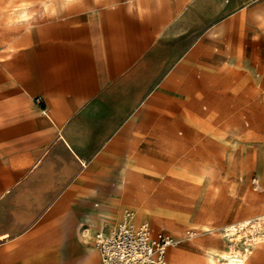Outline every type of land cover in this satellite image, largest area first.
Returning <instances> with one entry per match:
<instances>
[{
  "label": "crops",
  "instance_id": "0c3cea01",
  "mask_svg": "<svg viewBox=\"0 0 264 264\" xmlns=\"http://www.w3.org/2000/svg\"><path fill=\"white\" fill-rule=\"evenodd\" d=\"M41 1L0 45V264H99L129 144L170 138L208 54L257 51L264 0Z\"/></svg>",
  "mask_w": 264,
  "mask_h": 264
},
{
  "label": "rangeland",
  "instance_id": "374dc122",
  "mask_svg": "<svg viewBox=\"0 0 264 264\" xmlns=\"http://www.w3.org/2000/svg\"><path fill=\"white\" fill-rule=\"evenodd\" d=\"M40 2L0 0L1 47L7 50L14 35L9 30L26 24ZM56 2L44 1L43 11L57 12L62 5ZM207 56L193 69L201 82L177 86L186 102L178 105L170 138L129 144L128 170L121 182L110 181L113 211L102 223L110 234L131 211L135 224L145 219L177 236L194 231L167 248L166 264H216L228 248L243 255L242 264H264V43L254 53ZM253 175L260 190L250 182ZM257 217L235 235H224L228 225ZM95 253L98 262L96 246Z\"/></svg>",
  "mask_w": 264,
  "mask_h": 264
},
{
  "label": "built area",
  "instance_id": "2783aa9c",
  "mask_svg": "<svg viewBox=\"0 0 264 264\" xmlns=\"http://www.w3.org/2000/svg\"><path fill=\"white\" fill-rule=\"evenodd\" d=\"M34 101L41 105L42 98L36 96ZM250 182L255 190L262 188L257 176H251ZM252 221L255 219L248 220L245 224H251ZM239 227L242 229L244 226ZM255 233L259 234L261 231L257 230ZM194 234V231L186 230L183 235L177 236L163 229H154L148 221L135 224L127 211L109 235H95V246L99 264H166L167 248Z\"/></svg>",
  "mask_w": 264,
  "mask_h": 264
},
{
  "label": "bare ground",
  "instance_id": "6f19581e",
  "mask_svg": "<svg viewBox=\"0 0 264 264\" xmlns=\"http://www.w3.org/2000/svg\"><path fill=\"white\" fill-rule=\"evenodd\" d=\"M25 10L26 9L23 8L20 11V14L22 16L26 14ZM129 214H131V219H132L131 211H129ZM259 218H262V216ZM259 218L257 217V218H255V220L259 219ZM123 220H125V218ZM247 222H248V220L245 222L238 223V224L228 225L226 227V229H230V231H225L224 235L227 238L235 235L236 233H238L240 231L239 226L242 225V227H243L244 226L243 224H245ZM96 235L107 236L109 234L97 233ZM217 261H218V263H216V264H242L244 262V257H243V255L239 254L238 251H236L235 249L228 248L227 250L220 253V256L218 257Z\"/></svg>",
  "mask_w": 264,
  "mask_h": 264
}]
</instances>
